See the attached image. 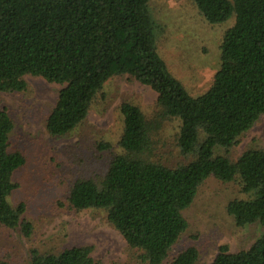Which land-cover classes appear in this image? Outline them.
<instances>
[{"label":"trees","instance_id":"trees-1","mask_svg":"<svg viewBox=\"0 0 264 264\" xmlns=\"http://www.w3.org/2000/svg\"><path fill=\"white\" fill-rule=\"evenodd\" d=\"M190 1L209 24L234 18L223 35L212 83L195 97L157 51L149 0H0V93L25 91V76L59 84L44 120L50 136L73 132L114 76L127 75L155 92L151 116L129 101L119 104V153L102 175L76 179L64 202L68 210L105 212L145 264L198 259L194 247L174 256L169 252L188 227L182 211L209 177L239 184L244 197L226 205L237 227L264 226V149L247 148L230 157L264 116V0ZM169 121L176 126L175 147L188 157L171 165L157 153L160 131ZM12 128L7 110L0 108V226L28 237L33 226L25 216L27 203L9 202L18 187L12 176L26 162L20 150L11 149ZM29 264H93L91 247L31 249ZM209 264H264V236L235 252L219 246Z\"/></svg>","mask_w":264,"mask_h":264},{"label":"rangeland","instance_id":"rangeland-1","mask_svg":"<svg viewBox=\"0 0 264 264\" xmlns=\"http://www.w3.org/2000/svg\"><path fill=\"white\" fill-rule=\"evenodd\" d=\"M148 8L158 27L155 41L159 55L191 96L200 95L211 85L219 67L220 44L233 24V16L209 24L190 0H149ZM24 79L25 91L0 93V108L7 110L13 123L11 149L20 150L26 161L12 176L18 187L11 192L9 202L27 203L25 216L33 229L25 237L0 226V264H29L31 249L49 253L79 245L91 247L93 264H145L138 251L129 248L106 221L105 212L68 210L64 202L76 179L102 175L119 153V104L129 101L151 116L155 92L127 75L114 76L104 83L84 121L70 134L54 137L46 132L44 120L61 86L41 77ZM175 130V123L169 121L159 134L157 153L169 165L188 158L175 147ZM99 143H109V147L101 149ZM252 147L264 149V116L231 149V159ZM216 152L223 154L219 149ZM242 197L237 182L207 178L191 205L182 211L188 227L171 248L170 256L194 247L198 254L194 264H209L219 246L227 245L235 252L264 236V226L237 227L227 213L228 201Z\"/></svg>","mask_w":264,"mask_h":264}]
</instances>
